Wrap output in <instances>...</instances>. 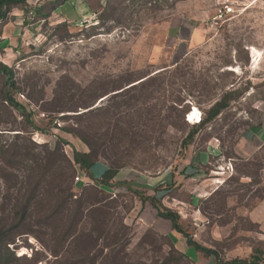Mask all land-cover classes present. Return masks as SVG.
<instances>
[{
  "label": "rangeland",
  "instance_id": "obj_1",
  "mask_svg": "<svg viewBox=\"0 0 264 264\" xmlns=\"http://www.w3.org/2000/svg\"><path fill=\"white\" fill-rule=\"evenodd\" d=\"M54 2L28 0L24 9L11 8L7 24L0 25L5 46L0 63L13 69L17 100L47 131L27 136L31 143L17 140V132L0 137V152L26 147L30 153L25 159L0 153V227L20 226L15 244L8 246L15 255L9 264L78 260L81 248L62 245L58 231L42 224L54 201L36 202L24 223L15 216L29 196H24L28 170L44 156L41 146L53 150L58 138L69 143L62 147L70 159L73 147L88 150L61 129L76 126L71 118L88 111L79 107L94 94L128 89L160 72L163 85L150 102L142 91L111 99L117 91L94 106L111 111L102 116L99 136L116 121L136 133L119 137L126 148L115 153L125 167L111 188L98 190L115 202L114 227L130 242L128 264L249 263L254 256L264 264V139L250 130L264 113V0H72L60 9ZM229 4L239 14L214 22L217 10ZM32 9L45 16H34ZM66 22L71 27L65 28ZM230 90L237 99L208 122L212 102ZM65 106L76 110L56 113ZM10 123L18 127L21 121L14 124L0 106V128ZM87 138L106 154L93 169L100 178L115 149L106 137ZM54 182L50 189L67 186L62 174ZM124 182L178 215L184 234L160 218L150 202L122 187ZM75 183L74 201L104 197L87 183L80 187L77 178ZM122 222L127 228L120 227ZM187 238L214 255L189 246ZM51 252H59L58 257ZM93 255L96 264L104 263L98 251Z\"/></svg>",
  "mask_w": 264,
  "mask_h": 264
},
{
  "label": "trees",
  "instance_id": "obj_2",
  "mask_svg": "<svg viewBox=\"0 0 264 264\" xmlns=\"http://www.w3.org/2000/svg\"><path fill=\"white\" fill-rule=\"evenodd\" d=\"M71 1L72 0H55L54 3L56 5L60 3L57 7V9H60ZM27 2L28 0H0V25L7 24V14L10 12L11 8L22 6L24 9L27 7ZM30 10L27 11V14L30 13ZM31 13L34 16H45L44 12L40 9H32ZM96 19L101 21L102 17L97 16ZM63 26L69 28L71 27V24H67L66 22ZM99 26L101 25L99 24ZM3 44L4 42H1L0 40V52H2L5 47L1 46ZM162 73L163 72L157 73L154 76H148L144 78L145 80L129 87L128 89L116 87L94 94V96L89 98L87 102L79 107L88 111L71 118L75 120L76 126L70 129H61L67 134L80 140L87 146L88 150L78 151L73 147L72 159H70L67 157L62 147V144L69 145V143L58 138L53 150H50L48 146H41L44 150V156L41 157V160L39 161L40 163H35L36 167L31 166L28 170L30 171V174L27 179L28 182L26 184L27 186L24 196H29L26 200V205L23 206L21 210H17L15 216L20 219V223H24L31 217L33 205L36 202H39L40 200L42 201V198H45V200L48 201H54L55 204L52 205L50 211L47 214H44L45 216L43 217L44 220L42 221V224L53 233L58 231V237H60L62 245L65 246L72 243L71 245L81 248L79 258L74 264H96L97 258L93 255L95 251H98L100 256L103 257V264L129 263L127 251L130 242L125 239V235L123 236V234H120L114 227L115 219L114 212H112L114 209L111 208V205L115 202L114 200H109L108 197L101 192H98V190L102 187L111 188L118 173L125 167L122 158L120 156L118 158V154L115 153L118 151L117 149L123 150L126 148V142L120 143L119 137L126 136L127 138H132L136 136V133H134L132 128H122L118 125V121H116L115 123L109 124L110 129L108 128L107 130H104L105 133L102 136H99L103 131L102 116L106 115V113H111V111L107 106L100 108H94V106L99 99H103L109 94L117 91L121 92L111 96V99L114 100L126 96L131 92L142 91L143 94L145 93L146 101L150 102V100L153 99V93H155L157 89H161V86L163 85V82L160 81ZM18 95H20V89L17 82L14 80L13 69L0 63V106L6 109L9 118L14 124L17 125L18 119L21 121V124H18V127H13V124L10 123V128H0V137L3 136V133L5 132H17V134L14 135L17 140H24L25 142L31 143L30 138H26L27 136H31L34 132L46 134L47 131L36 125L34 119L36 115L35 112L27 111L26 107L17 100L16 97ZM236 99L235 91L230 90L229 92H225L219 99L212 102L207 121L211 122L218 118L224 111L230 108L232 101H235ZM58 109L59 110H57L58 112L56 113L75 112L76 110V108L69 106ZM141 117H143L142 114ZM86 120L88 121L85 123ZM199 123L193 125V128H196V125H200ZM184 125L190 126L185 120ZM199 127L201 126H198L197 128ZM195 133L196 132L189 136V141H185L184 147H187V145L192 142ZM88 135L94 139L100 137L108 138L109 144L115 149L111 151L113 152L111 154L115 156L114 160L109 158L110 160L108 159L106 164L103 163L106 169L100 178L94 176L93 169L97 164L101 163L99 159L106 154H101L99 150L100 148H95V146L89 141L90 139L87 138ZM0 153H3L5 156L11 155V159L17 157L25 159L30 156L26 147L24 150L21 148L19 152L15 151L13 153L2 149ZM61 174L63 176V181L67 183L66 188L57 186L54 188L51 187L50 189V186L55 183L54 181L56 177L61 179ZM38 177H40V179L34 184V179H37ZM75 178L82 183L80 187H84L87 183L89 185L88 187L104 197L92 200L91 202H86L85 204L82 200H78V198L74 201L73 198L75 195L73 193V188L79 185L78 183H75ZM122 187L139 195L142 202H150L153 208L157 210L160 218L169 220L175 231L184 234L178 224V215L169 210H163L161 204L155 197L147 198L142 193L134 191L130 182H124ZM19 227V225H13L9 228L0 227V264H9V259L15 257L14 253L10 252L8 246L15 244L16 236L20 235L18 232ZM120 227L127 228L123 222L120 223ZM187 242L189 246L195 248L197 251L205 253L207 257L214 255L212 251L203 248L191 238H187ZM97 246L99 247L98 249ZM51 254L54 257H58L59 252H51ZM261 261L260 257L254 256L249 263L246 261H234L230 264H260ZM217 264L222 263L217 262Z\"/></svg>",
  "mask_w": 264,
  "mask_h": 264
},
{
  "label": "built area",
  "instance_id": "obj_3",
  "mask_svg": "<svg viewBox=\"0 0 264 264\" xmlns=\"http://www.w3.org/2000/svg\"><path fill=\"white\" fill-rule=\"evenodd\" d=\"M238 14L239 13L233 4L224 5L217 10L214 22L218 23L223 20H226L227 18L234 17Z\"/></svg>",
  "mask_w": 264,
  "mask_h": 264
},
{
  "label": "crops",
  "instance_id": "obj_4",
  "mask_svg": "<svg viewBox=\"0 0 264 264\" xmlns=\"http://www.w3.org/2000/svg\"><path fill=\"white\" fill-rule=\"evenodd\" d=\"M250 130L257 140L264 139V113L261 116L260 123L257 126H253Z\"/></svg>",
  "mask_w": 264,
  "mask_h": 264
},
{
  "label": "water",
  "instance_id": "obj_5",
  "mask_svg": "<svg viewBox=\"0 0 264 264\" xmlns=\"http://www.w3.org/2000/svg\"><path fill=\"white\" fill-rule=\"evenodd\" d=\"M105 99H107V98H106V97H104V98H103V99L100 101V103H101V102H103V101H105Z\"/></svg>",
  "mask_w": 264,
  "mask_h": 264
}]
</instances>
